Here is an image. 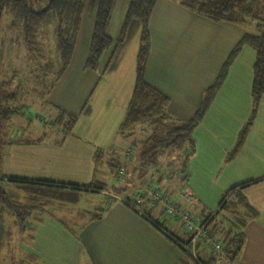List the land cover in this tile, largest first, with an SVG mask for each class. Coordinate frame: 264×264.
<instances>
[{
	"label": "crops",
	"instance_id": "0c3cea01",
	"mask_svg": "<svg viewBox=\"0 0 264 264\" xmlns=\"http://www.w3.org/2000/svg\"><path fill=\"white\" fill-rule=\"evenodd\" d=\"M126 9V1H116L106 30L113 41L119 34ZM94 18L95 8L84 11L71 59L46 96L50 110L56 106L78 116L73 135L62 144L52 141L8 143L0 153V176L63 185H85L94 180L105 184L107 178L104 179L105 173L98 168L101 163L95 162L94 155L97 150L105 152L113 142L117 143L116 138H120L116 131L133 89L138 32L130 36L117 66L100 77L112 47L102 53L97 71L84 68ZM148 28L151 47L145 80L168 98V112L182 121L194 116L203 91L217 77L232 48L246 31H252L250 27L230 22L208 20L170 0H156ZM253 61V50L243 47L203 119L192 132L194 148L186 153L189 157L184 173L192 177H186L180 189L190 191L197 205L183 202L178 197L180 190L178 200H174L195 217L216 212L230 188L235 187L234 190L240 192L255 215L246 219L242 229L243 245L233 264H264V94L241 148L235 156L227 158L251 113ZM127 140L135 141L134 145L130 144L134 151L136 144L142 145V140L134 134ZM132 155L136 162L140 153ZM189 164L192 172L187 174ZM243 183L246 184L240 186ZM1 186L34 210L23 231H19L14 215L6 213L7 223L4 220V224L8 236L0 246V261L5 260L4 264L186 262V251L173 241L183 237V229L163 215L160 205L158 208L140 202L137 205H142L141 209L131 208L108 191L92 189H60L79 196L63 202L58 197L59 201L44 198L34 205L36 199L25 187L6 179L1 181ZM152 208L153 217L144 212ZM153 222L159 223V227ZM13 230L21 240L18 249L10 252ZM4 249L7 252L3 254ZM194 252L203 259L211 256L201 240L194 246Z\"/></svg>",
	"mask_w": 264,
	"mask_h": 264
},
{
	"label": "trees",
	"instance_id": "16d2710c",
	"mask_svg": "<svg viewBox=\"0 0 264 264\" xmlns=\"http://www.w3.org/2000/svg\"><path fill=\"white\" fill-rule=\"evenodd\" d=\"M116 1L47 0L43 7L35 10L28 0H0V17L5 11L10 13L11 20L8 29L17 31V38L11 42L21 39L26 47L38 57L44 56L45 48L47 47L42 38L45 35H49L51 38L49 44L52 46L50 48L52 53L50 59L52 60H47L39 68L42 72V79L50 75L53 77L48 85L43 86L42 84L44 97L47 96L58 81L71 59L82 15L86 9L95 7V18L84 68L97 71L102 53L112 47L111 55L100 77L117 66L121 53L127 45L130 36L138 32V49L136 53L133 89L116 134L122 139H127L134 134L136 128L146 126L151 130V133L143 139L144 141L142 140L143 142L141 141L142 145L151 142L153 139L162 142L164 146L170 147L171 145L181 146L183 143H187L189 150L191 149L190 152L194 148L192 140L194 128L200 123L212 104L217 92L226 79L228 70L234 59L239 55L243 47H249L254 52L250 86L252 109L227 158L230 159L235 156L246 139L256 107L262 94H264V0H170L208 20L230 22L242 27H250L252 30L246 31L232 48L217 77L203 91L201 102L194 116L187 121L179 120L171 115L167 109L168 98L149 86L145 80V70L151 47L148 23L156 0H124L127 3V9L120 26L119 34L115 41H113L107 35L106 30ZM38 78L37 82L39 84ZM5 98L7 101L4 102L16 99L14 94L0 97V139L4 137L2 132L4 125L12 115L17 113L15 109L7 105L4 106L3 100ZM53 109L56 114L48 122V125L59 133V138L55 143L62 144L67 137L73 135V129L77 123L78 116L71 115L56 106H53ZM44 137L45 135L42 133L36 139L18 140L17 142H39ZM13 142V140L9 141V143ZM161 147L158 146L157 149H161ZM102 156L103 151L97 150L94 155L95 162H101ZM188 157L189 154L185 155L182 163V182V179H186L184 173L186 172L185 167ZM3 179L23 187L48 185L57 187L59 190L70 189L74 191H86V189L103 191L105 188V184L96 180L85 185H63L40 181L28 182L25 179L16 177L4 178L0 176V246L3 239L8 236L4 224V220L6 222V213L14 215L19 231H23L26 227L27 219L34 211L32 206L21 202V199L14 193H9L2 188L1 181ZM245 184H240V186ZM234 188H230L224 194L219 202L218 210L214 212L208 224L210 235L220 243L227 245L225 253L227 255L231 254V264H233L237 253L243 245L244 234L242 229L246 224V219H250L255 215V212L246 203L240 192L234 190ZM33 198L38 199L37 197ZM241 210H244L242 211L244 212L243 214L240 212ZM162 213H164V208H162ZM153 223L157 227L160 225H157V222ZM208 256L210 258L202 260V264L212 263L214 259L213 254L210 252ZM184 257L186 260L184 264H197L188 253L184 252Z\"/></svg>",
	"mask_w": 264,
	"mask_h": 264
},
{
	"label": "rangeland",
	"instance_id": "374dc122",
	"mask_svg": "<svg viewBox=\"0 0 264 264\" xmlns=\"http://www.w3.org/2000/svg\"><path fill=\"white\" fill-rule=\"evenodd\" d=\"M28 1L33 9L38 10L45 5L47 0ZM10 20V13L7 11L3 12L0 17V97L14 94L16 97L14 101L4 102L7 101L5 98L3 103L4 106L7 105L15 109L17 113L10 117L2 129L4 137L0 139V153H2V149L10 140L17 142L24 139H36L42 133H44L45 137L41 141H52L55 143L59 138V133L48 125V122L54 118L56 112L48 108L46 105L47 97L43 95V86L48 85L53 77L50 75L42 79V72L39 70L52 57L50 51L52 46L49 44L51 38L49 35H45L42 38L47 47L45 48L44 56L38 57L26 47L21 39L11 42L17 38V31L8 29ZM37 77H39V84ZM144 127L143 130H140L139 127L134 130L135 138L137 137L138 140H143V138L139 139V137L145 138L151 133L148 127ZM116 142H113L109 149H105V152L102 150L105 158L102 156V162L98 165L99 170L101 169L105 173L104 179L107 178L104 181L105 188L103 191H108L109 194L116 197L117 201L119 200L131 208L138 207L139 209L143 207L142 205H137L140 202H147L149 205H156L158 208L160 205L163 208L164 203H171L175 199L178 200L177 194L179 190L184 189H180L182 186L180 176L183 159L186 153H190L191 150H189L187 143H183L181 146L171 145L170 147L164 146L162 142L153 139L143 145L136 144L134 151L132 150L133 146L130 145L135 144L134 140L122 138L117 140L116 138ZM158 146L164 147L157 149ZM136 152L140 153V156H136L138 159L135 162L132 154H136ZM189 172H192L190 164L187 174H190ZM186 177L188 176L186 175ZM190 177L192 175L187 179H191ZM182 180L184 182V179ZM197 182L204 184L200 180H197ZM114 187L117 188L115 189ZM25 188L30 191L31 197L38 198L33 202L35 205L39 201L44 200V198L58 200L56 198L58 197L63 202L64 200L72 201L79 196L75 192H65L57 188L52 189L55 187L25 186ZM79 203L83 204L84 202L79 201ZM55 212L58 215L56 209ZM144 212L151 216L153 208ZM213 214V212H209L208 214L199 215L200 220L203 223H207V228ZM172 223L175 226L179 225L173 221ZM13 238L14 241L10 247V252L18 249V241L21 240V237L15 231ZM1 252L4 254L7 250L4 249ZM188 254L191 256L190 253ZM9 256L6 258L8 259ZM191 258L196 262L195 258L192 256ZM202 260L205 259L198 258L199 262H202ZM4 262L5 260H2L0 264H4Z\"/></svg>",
	"mask_w": 264,
	"mask_h": 264
},
{
	"label": "built area",
	"instance_id": "2783aa9c",
	"mask_svg": "<svg viewBox=\"0 0 264 264\" xmlns=\"http://www.w3.org/2000/svg\"><path fill=\"white\" fill-rule=\"evenodd\" d=\"M186 204L190 206H196V199L193 197L190 191L187 189H182L178 196ZM164 213L166 218L172 219L173 221L180 224L183 229V237L174 239L176 244L183 248L186 252L190 253L193 258L196 259L197 264H202L198 261L200 258L194 252V246H196L197 241L203 242L206 249L209 250L214 256L211 264H231L232 256L227 255L225 250L227 245L220 243L218 240L214 239L208 232L207 223H203L199 216H193L185 207L178 206L176 201L163 204ZM187 237V241H185ZM198 257V258H197Z\"/></svg>",
	"mask_w": 264,
	"mask_h": 264
}]
</instances>
